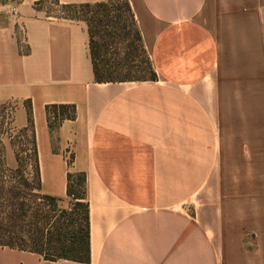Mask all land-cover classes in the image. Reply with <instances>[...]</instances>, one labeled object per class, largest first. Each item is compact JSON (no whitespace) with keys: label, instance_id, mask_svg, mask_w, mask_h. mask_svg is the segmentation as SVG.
<instances>
[{"label":"crops","instance_id":"1","mask_svg":"<svg viewBox=\"0 0 264 264\" xmlns=\"http://www.w3.org/2000/svg\"><path fill=\"white\" fill-rule=\"evenodd\" d=\"M106 1L0 0V105L31 118L43 193L85 176L91 250L0 264H264V0H128L157 79L98 82L56 7Z\"/></svg>","mask_w":264,"mask_h":264},{"label":"trees","instance_id":"2","mask_svg":"<svg viewBox=\"0 0 264 264\" xmlns=\"http://www.w3.org/2000/svg\"><path fill=\"white\" fill-rule=\"evenodd\" d=\"M124 1V8L136 27L135 40L139 42L146 57L145 67L139 71L145 75L139 79L122 75L123 70H127L129 75L135 72L137 66L132 63L134 61L126 59L120 62L118 59L111 61L103 58V49L106 47L107 50L108 44H99L96 40L97 32L94 31L93 26L103 24L100 18L102 12L105 17H110L114 0L85 4L86 6L94 5L96 8V12L90 19L67 14L65 16L84 20L88 24L90 53L96 81L156 80L157 73L144 47L131 5L128 0ZM134 47V42L129 44L132 50L135 49ZM48 109L52 127L60 119L75 116L73 105H53ZM19 132L30 133L27 141L30 147L17 148L16 143L11 141L15 148L14 165L9 164L0 141V245L36 252L51 261L67 259L89 262L91 257L90 221L89 205L85 198V176L69 174L67 195L75 201L70 202L69 207L61 206L60 202L64 199L42 192L40 161L31 118L28 126L20 129ZM10 137L13 139L12 133ZM22 152H25V155ZM74 177H76L75 180Z\"/></svg>","mask_w":264,"mask_h":264},{"label":"rangeland","instance_id":"3","mask_svg":"<svg viewBox=\"0 0 264 264\" xmlns=\"http://www.w3.org/2000/svg\"><path fill=\"white\" fill-rule=\"evenodd\" d=\"M124 0H114V6L111 8L110 17H105L104 12L100 15L103 20V24L97 26L94 24L93 29L96 34V40L99 44H108V49H103V58L114 61L118 59L120 62L128 59L134 62L136 65L135 72L130 75L127 70L122 71V75H127L133 79H139L144 77L141 71L145 67V54L140 48V44L135 40L136 27L124 8ZM62 14L80 17L82 19H90L96 12L94 5H82L77 7H62L59 5L56 7ZM98 11V10H97ZM136 41V42H135ZM135 49L129 48V44L133 43ZM106 50V51H105ZM148 75V74H146ZM141 81V80H139ZM143 81V80H142ZM15 105H0V141L2 143L3 152L10 165L15 164V148L12 145V140L16 143L17 148L30 147L27 143L30 133H20V129H14L11 126V121L15 112ZM10 128V131L8 129ZM10 133L13 134V139L10 137ZM25 155V152H22ZM76 177H74V180ZM30 197V196H29ZM75 199L67 197L64 201L60 202L61 206L69 207L70 202H74Z\"/></svg>","mask_w":264,"mask_h":264}]
</instances>
